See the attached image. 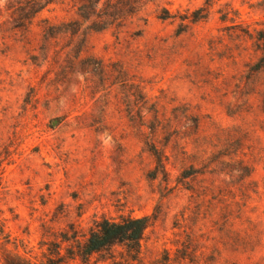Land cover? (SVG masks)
Segmentation results:
<instances>
[{
	"label": "rangeland",
	"instance_id": "rangeland-1",
	"mask_svg": "<svg viewBox=\"0 0 264 264\" xmlns=\"http://www.w3.org/2000/svg\"><path fill=\"white\" fill-rule=\"evenodd\" d=\"M46 1L0 0V264H264V0Z\"/></svg>",
	"mask_w": 264,
	"mask_h": 264
},
{
	"label": "trees",
	"instance_id": "trees-1",
	"mask_svg": "<svg viewBox=\"0 0 264 264\" xmlns=\"http://www.w3.org/2000/svg\"><path fill=\"white\" fill-rule=\"evenodd\" d=\"M50 2L51 0H47L45 4ZM38 10H33V13ZM256 40L262 52L256 63V69H261L264 67V30H259L256 33ZM156 159L157 163H160V158L157 155ZM149 224L150 218L148 216H126L118 220L101 218L94 222L85 240L83 242H77L74 255L81 259H87L91 253L119 243L125 246L126 250L131 254V257H136L139 253L140 240ZM12 264L29 263L19 261Z\"/></svg>",
	"mask_w": 264,
	"mask_h": 264
}]
</instances>
